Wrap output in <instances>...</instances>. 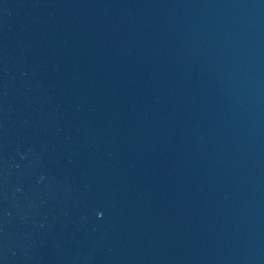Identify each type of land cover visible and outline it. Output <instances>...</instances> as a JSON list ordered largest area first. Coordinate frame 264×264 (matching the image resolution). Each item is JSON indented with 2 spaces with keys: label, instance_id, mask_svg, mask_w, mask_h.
Listing matches in <instances>:
<instances>
[{
  "label": "water",
  "instance_id": "95a60500",
  "mask_svg": "<svg viewBox=\"0 0 264 264\" xmlns=\"http://www.w3.org/2000/svg\"><path fill=\"white\" fill-rule=\"evenodd\" d=\"M0 264H264V0H0Z\"/></svg>",
  "mask_w": 264,
  "mask_h": 264
}]
</instances>
